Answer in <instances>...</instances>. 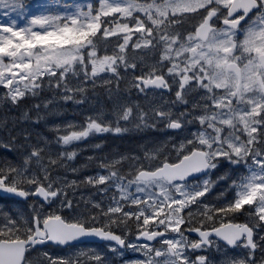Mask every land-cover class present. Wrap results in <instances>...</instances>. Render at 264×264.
I'll return each mask as SVG.
<instances>
[{"label": "snow or ice", "instance_id": "1", "mask_svg": "<svg viewBox=\"0 0 264 264\" xmlns=\"http://www.w3.org/2000/svg\"><path fill=\"white\" fill-rule=\"evenodd\" d=\"M0 8L6 9L4 16L10 10L25 21L21 25L15 18L0 20V87L6 90L0 104L18 105L27 96H38L45 86L55 93L42 106L33 105L34 120L27 111L19 119L14 117L11 127L0 120V132L7 136L0 135V149H30L19 164L0 162V198L34 201L30 217L13 216L0 208L4 221L0 224V264H29L26 254L49 242L71 246L89 237L108 242L111 259L100 253L53 256L43 252L42 264H116V260L120 264H159L162 256L166 257L164 264H215L209 255L196 254L212 249L224 257L219 264H264V0H74L62 7L55 0L38 5L35 12L27 11V0H0ZM187 14L200 16V21L185 36L173 29ZM133 36H137L135 41ZM109 38H115L112 54L100 55V42L108 44ZM130 48L148 49L157 58L147 71L141 68L137 74L139 65L129 57ZM122 72L132 74L129 85L137 93L175 90V100L153 107L150 113L139 105L117 101L115 121H106L98 113L86 117L83 125H51L49 131L65 133L56 136L57 144L69 146L96 134L128 132L121 122L135 121L136 130L155 128L157 123L181 131L192 123L200 127L173 145L175 163L165 160L155 169L141 167L121 173L117 166L122 161L138 160L121 155L101 162L107 175L80 181L104 185V192L114 187L119 193L106 210L93 204L104 218L100 226H95L96 215L73 222L59 214L43 215V204L61 197V206L72 208L67 188L77 187L78 182L54 179L51 170L68 167L77 152L52 154L47 137L37 134L32 144L27 128L16 135L13 132L21 123L46 121L47 116L40 115L41 107L55 116L60 113L55 108L49 111L51 105L84 104L89 92L86 85L94 89L97 80H103L112 99V84L118 88ZM101 74H111V78L104 80ZM72 77L79 82L72 84ZM190 93L197 97L191 109L173 112L175 104L187 109ZM159 152L155 149L145 158L155 159ZM240 168L246 174L234 176ZM221 182L227 183L225 192H233V198L220 207L203 203ZM192 206L199 210V218ZM241 212L247 213L248 222L205 226L218 216ZM130 221L136 226L133 240L128 239ZM185 233H196L198 239L190 240ZM229 248L243 254L229 258ZM128 252L139 256L126 259Z\"/></svg>", "mask_w": 264, "mask_h": 264}, {"label": "rangeland", "instance_id": "2", "mask_svg": "<svg viewBox=\"0 0 264 264\" xmlns=\"http://www.w3.org/2000/svg\"><path fill=\"white\" fill-rule=\"evenodd\" d=\"M74 0H61L60 6L62 7L64 4H71ZM77 2L80 3H86L87 0H77ZM27 3L29 4L28 12H35L37 10L38 5H45L47 3L43 2L41 3L40 0H27ZM98 6V5H97ZM6 11V9L0 8V20L7 21L9 19L15 18L18 20V22L23 25L24 19H22L20 16L17 15V13L9 11L8 16H4L3 12ZM185 35V33H183ZM110 39V38H109ZM137 39V36L134 39V36L132 38L133 41ZM242 39V37H241ZM103 43V41H102ZM115 43V38H114ZM113 43V44H114ZM131 43V42H130ZM111 45L110 47V55L112 54V47L114 45ZM133 49L128 50L129 57L134 58L135 55L132 51ZM134 50H140L138 56H136L137 59L136 62L138 63L139 67L137 69V74H139L140 69L143 68L145 71H147V67L151 65L155 58H157V53L150 51L148 49H134ZM100 55H105L104 50L100 52ZM109 55V54H108ZM103 76L104 80L110 79L111 74H101ZM121 75L124 77L120 80L119 86L117 88L115 82L112 84V99L109 98L108 90L105 89L103 86V80H97L96 86L93 89V86L91 84L86 85V87L89 88V92L87 93L88 99L87 101L82 105H77L75 103H59L54 104L50 106L49 111L52 108H55L59 115L51 116V115H43L42 111H40V115L47 116L46 121H42L38 125H34L31 123H21L18 125L16 130L13 132L14 135L19 132L21 128H27L32 133V144H36L37 142V134H40L43 137H47L48 141L54 142L56 144V150L54 149H48L52 154L59 153L62 151H76L77 156L73 161L67 162L68 167H56L53 168L51 172V175L54 179L59 178L60 180L67 179L68 181L76 180L78 182V186L75 188H67V199L72 201V208H64L61 206V200L64 199V197H61L60 199L56 200L53 203H44L42 208V214L47 215L50 213L59 214L63 218H65L68 222H73L76 220H87L93 215H96L98 217V222L95 225H99L100 223L104 222V218L99 215V209L93 208V204L99 203L105 210L108 206L112 205V197L116 196L119 198V193L116 191L114 187L110 188L107 192L101 191V189L104 187V185L100 186H93L90 184H84L80 183V181H83L86 177L89 176H98V175H107L108 172H102L103 168L98 166L97 169H85L87 166H91L92 163L88 162V159L85 160L86 157V151L88 148H93L90 143L91 141L96 140H108L109 142L103 143L101 145V155L104 156V158H100L98 161H94L95 165H100L103 161H112L113 159H118L121 155H131L138 158V160H135L136 167H147V168H155L159 166L162 162L165 160H171L175 159L177 157V153L171 151V149L175 150L173 148V145L176 144V146L179 145V143L184 140L186 137L190 138L189 133L194 132L199 128L194 127V124H188L186 127L179 132H174L171 129H166L164 127V124L157 123V127L152 128H144L142 130H136L134 127L135 121H132L130 123L121 122V127H127L129 128L128 132H124L121 134H114V133H102V134H96L94 136H90L86 138L85 140L81 142H74L72 145L69 146H63L56 143V136L57 135H63L65 133H55L49 131V127L54 124H60L64 125L67 123H73L78 125H83L85 123L86 117L89 116H95L96 114H101L106 121H115L116 119V103L120 105H130L135 106L139 105L140 109H142L145 112H151V109L153 107H157L161 104H171L172 101L175 100V90L173 94L166 95L164 92L160 91H149L147 95L139 94L134 88H131L129 85V81L132 78V74L128 73L125 75L123 72ZM72 84H76L79 81L76 77L71 78ZM97 86H102L101 89H97ZM47 91H51L49 93H46ZM6 90L0 87V96H3L5 94ZM49 94V95H48ZM194 94V93H192ZM54 90L48 89L46 86L43 89V92H40V94L36 97H43L42 102H47L50 99L54 98ZM36 97L27 96L25 97L21 105H12L9 102H5L3 104H0V120H6L8 122V126L11 127V121L15 117L19 119V117L24 112H29L30 117L34 120L36 118V112L33 109V104H29L28 102H39ZM29 98V99H28ZM31 98H35V100L32 101ZM195 97L194 99H196ZM26 99H28V102L26 103ZM58 99V98H57ZM79 99V97H77ZM192 99V100H194ZM191 100V101H192ZM191 103V102H190ZM183 106V105H182ZM190 106V105H189ZM191 107V106H190ZM21 109V110H20ZM183 111L188 110L183 106ZM172 111L173 112H181V110L174 109L172 105ZM46 112V110H45ZM47 113V112H46ZM197 115L199 113H196ZM136 115V112H133V116ZM152 121H149L151 123ZM44 130H47V134ZM0 135L5 136V139L7 138L5 132H0ZM19 143H22V141H19ZM111 144L114 145L115 149L118 150H124V152H119L118 154H114V149H111ZM155 149H160L159 154L156 156L155 159H146L145 154L146 153H152ZM30 149H20L18 151H5L3 149H0V161L6 160L5 157L2 158L3 155H13L17 156L18 159H22L24 153L26 151H29ZM104 151V153H102ZM93 153H91L88 157H92ZM173 155V156H172ZM172 156V158H171ZM53 158H55V155H53ZM47 160V154L45 155V161ZM21 162V161H20ZM226 167H222L221 170H216L218 173L215 175H212V179H215L217 175L221 174L223 171L226 170ZM72 168L78 169L77 172L73 173L71 171ZM215 171V172H216ZM246 174V169L240 168L237 169L234 172V176ZM230 183V181L228 182ZM227 188V183L221 182L219 185H217L210 194L207 195L206 198L203 199V203L206 204H213L217 203V207L224 206V204L227 203V201L231 200L233 198V192L228 191L225 192V189ZM134 190V189H133ZM224 193L223 196H221V193ZM34 201L30 198L26 202H22V205H24L25 209L23 210V214L26 217H30L29 211L30 205H32ZM2 207V205H1ZM37 207H39V204H37ZM247 207V206H245ZM29 210V211H28ZM194 213H196L197 218H199V210L196 206H192L191 209ZM227 221H233V222H248V215L246 212L241 213H235V214H229L228 216H218L213 223V226L219 225L220 223H224ZM135 222L130 221L128 227H134ZM135 229H131V240L134 238V232ZM171 235V234H170ZM188 235V234H186ZM189 237V235H188ZM190 240H193L192 238H189ZM156 248H160L161 245L158 244L155 246ZM47 252V251H46ZM35 253H41L40 251H36ZM50 255L53 256H63L61 254H55L48 252ZM91 252L90 254H92ZM95 253H100L102 255L111 254L108 251V245H104L102 248H97L95 250ZM132 253V252H130ZM197 255L204 254L209 255L211 259L214 260L215 264H219V261L223 259L224 257L217 253L215 249H212L208 252H197ZM243 253L240 249H228V257H236L239 258ZM111 257V256H110ZM166 257L162 256L161 258H158L159 264H164ZM116 264H120L119 260H116Z\"/></svg>", "mask_w": 264, "mask_h": 264}, {"label": "flooded vegetation", "instance_id": "3", "mask_svg": "<svg viewBox=\"0 0 264 264\" xmlns=\"http://www.w3.org/2000/svg\"><path fill=\"white\" fill-rule=\"evenodd\" d=\"M199 21H200V16L187 14V15L183 16L182 18H180L179 23H178L179 27L177 26L175 29H173V31H179L182 33H185L184 31H188V33L192 32L194 30V26L197 25L199 23ZM217 26H219V24ZM164 93H166V95H168V94L171 95L174 92L164 91ZM107 142H109V141L108 140H96V141H93V144L95 146L96 145L101 146L103 143H107ZM110 148L114 149L115 155L119 153V150L115 149L113 144H111ZM100 153H101L100 150L96 149V154L92 155V157L97 159V160H100V158H104V156L101 155ZM102 153H104V151H102ZM97 168H98V166L96 167V169Z\"/></svg>", "mask_w": 264, "mask_h": 264}]
</instances>
